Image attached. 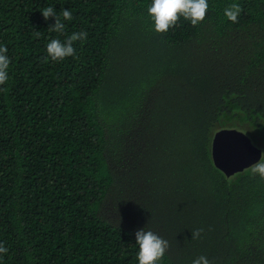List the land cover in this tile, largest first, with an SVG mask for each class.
<instances>
[{
    "label": "trees",
    "instance_id": "trees-1",
    "mask_svg": "<svg viewBox=\"0 0 264 264\" xmlns=\"http://www.w3.org/2000/svg\"><path fill=\"white\" fill-rule=\"evenodd\" d=\"M151 4L0 0V264H139L140 229L169 243L157 264H264V179L210 151L235 128L264 156V0H208L167 32ZM48 6L72 12L64 33ZM73 32L75 56L44 63Z\"/></svg>",
    "mask_w": 264,
    "mask_h": 264
},
{
    "label": "clouds",
    "instance_id": "clouds-1",
    "mask_svg": "<svg viewBox=\"0 0 264 264\" xmlns=\"http://www.w3.org/2000/svg\"><path fill=\"white\" fill-rule=\"evenodd\" d=\"M208 0H152L148 13L154 21V29L157 32H167L169 28L176 26L178 20L182 16L189 20L192 25H197L205 19L208 9ZM242 7L238 3H232L225 7L224 15L233 23L238 21V17L242 12ZM43 17L47 20L49 17L55 18V23L49 27V31L64 33L65 24L63 21L72 20V12L69 9H62L58 15L54 7L48 6L42 10ZM34 36H39L36 32ZM86 32H73L63 41L59 38H53L46 44L47 55L43 58V62L47 63L49 58L52 61H62L66 57L75 56L76 50L73 46L75 41L86 40ZM6 46L0 45V85L6 84L9 79L8 69L10 58L7 55ZM253 175L259 174L264 179V156L259 158L250 166ZM203 228L192 231V239H198L203 232ZM136 244L139 246L137 259L139 264H157L160 261L169 243L161 236L151 230L140 229L135 233ZM8 249L0 242V254L7 253ZM192 264H210L208 258L204 255L193 260Z\"/></svg>",
    "mask_w": 264,
    "mask_h": 264
},
{
    "label": "water",
    "instance_id": "water-1",
    "mask_svg": "<svg viewBox=\"0 0 264 264\" xmlns=\"http://www.w3.org/2000/svg\"><path fill=\"white\" fill-rule=\"evenodd\" d=\"M211 159L225 176H231L248 168L262 157V151L252 143L247 133L235 129H221L211 141Z\"/></svg>",
    "mask_w": 264,
    "mask_h": 264
},
{
    "label": "rangeland",
    "instance_id": "rangeland-1",
    "mask_svg": "<svg viewBox=\"0 0 264 264\" xmlns=\"http://www.w3.org/2000/svg\"><path fill=\"white\" fill-rule=\"evenodd\" d=\"M252 143H253V141H252ZM254 144V143H253Z\"/></svg>",
    "mask_w": 264,
    "mask_h": 264
}]
</instances>
